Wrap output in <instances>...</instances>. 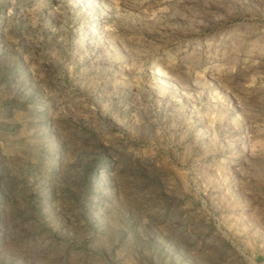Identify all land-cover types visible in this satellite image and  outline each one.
Returning <instances> with one entry per match:
<instances>
[{"label":"rangeland","instance_id":"1","mask_svg":"<svg viewBox=\"0 0 264 264\" xmlns=\"http://www.w3.org/2000/svg\"><path fill=\"white\" fill-rule=\"evenodd\" d=\"M0 264H264V0H0Z\"/></svg>","mask_w":264,"mask_h":264},{"label":"bare ground","instance_id":"2","mask_svg":"<svg viewBox=\"0 0 264 264\" xmlns=\"http://www.w3.org/2000/svg\"><path fill=\"white\" fill-rule=\"evenodd\" d=\"M156 72H157L158 75H162L161 74V70L159 68L156 69Z\"/></svg>","mask_w":264,"mask_h":264}]
</instances>
